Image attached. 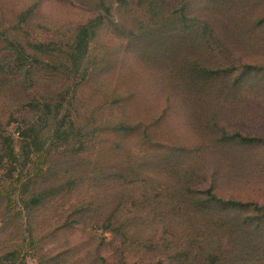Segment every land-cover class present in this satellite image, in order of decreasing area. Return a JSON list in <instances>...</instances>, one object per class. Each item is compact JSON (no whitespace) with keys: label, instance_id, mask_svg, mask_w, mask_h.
Masks as SVG:
<instances>
[{"label":"rangeland","instance_id":"rangeland-1","mask_svg":"<svg viewBox=\"0 0 264 264\" xmlns=\"http://www.w3.org/2000/svg\"><path fill=\"white\" fill-rule=\"evenodd\" d=\"M2 77L0 264H136L137 250L158 264L162 248L117 256L121 234L91 224L114 215L115 186L154 222L129 230L133 248L166 237L164 217L198 219L177 227L195 244L181 264H264L263 212H194L208 191L264 208V0H0Z\"/></svg>","mask_w":264,"mask_h":264},{"label":"trees","instance_id":"trees-1","mask_svg":"<svg viewBox=\"0 0 264 264\" xmlns=\"http://www.w3.org/2000/svg\"><path fill=\"white\" fill-rule=\"evenodd\" d=\"M90 32H91L90 28L82 27L80 29V32H79L77 38H76L75 45L81 49L83 46L88 47V42L90 39ZM74 55L75 56H73V61H74V63H77L79 56L77 54H74ZM10 77L13 80H16L15 77H12V76H10ZM10 77L8 79L11 80ZM6 81H7V79L5 77L4 78L2 77L1 81H0V86H2L3 84H5V85L8 84V83H6ZM36 97H38V99ZM40 97L43 98V95H38V93L33 95V102H35L37 104V107H39V104L41 103ZM7 98H10L9 100H11V99H13V96L9 95V97H7ZM53 98L56 99L55 96ZM60 124H61L60 121L57 119H56V121L52 122V125H51L52 129H50V131L48 132V134H49L48 138L54 137V139H55L59 135L58 127H60ZM28 126L26 128H24L23 131H19L21 139L23 138L25 140V145L23 146V151H25L24 166L26 165V162L31 160L32 157H30V154H32V149H33L29 143L26 144V138L29 139L31 134L33 132H35V129L37 128V126L34 123H32ZM28 133H30V136ZM39 139L40 138L38 137L36 139L35 143H37V141H39ZM3 145L6 146L7 144L4 143ZM8 150H9L8 156L17 157L16 148L9 147ZM38 150L40 151L41 149L39 148ZM2 152H3V150H2ZM35 152L36 153H33V155L34 154L37 155L39 153L36 150H35ZM1 155L2 154H0V162H2ZM31 161L33 162V159ZM32 166L33 167H32V169L30 168V170H29L30 173L26 177V180H23V184L25 183V185H29L33 180V177H34L33 171L35 172V164H33ZM101 189H104V188L101 187ZM115 190L117 192L119 207L117 205V207H114L112 209L113 213H114L112 218H110V219L104 218L102 215V212L97 213V214L94 213V216H96V217H93L95 219V221H93L91 223V224H96V225L102 224L103 230L105 232L112 233L115 236L114 238H116L118 233L121 234V237L123 239V241H121V246L116 245L115 241L113 240L110 242L109 249H113V250L115 249V253L117 254V256L125 257V256L129 255V253H127V252L132 253V251L133 250L136 251V249H147V248H150V249H158L159 248V249H161L162 248L163 249L162 253H157L159 256L158 264L186 263V261L183 260L185 256L183 254H179L176 252L181 251V249H188L189 246H191V244L188 245L190 240L188 239L187 240L188 242L179 241V236L181 234L178 233L176 230H177V227L181 226L180 224L185 226V223L188 225V227H189V224L190 225L192 224L193 226L197 225L199 227V229H204L205 227L199 223L198 219L195 221H191L192 223H190V220H185V221L184 220H177V219L174 220V218H170L169 216H167L166 218L164 217V219L161 222H159L158 226L164 225L163 227L165 228V230L167 232V233H165L166 237H163L157 245L154 242L146 241L145 244H144V242L142 244L140 242H138V247L133 248L131 246V243L130 242L128 243L127 240L125 239L128 237H130L131 239H136L134 237H131L129 230L134 229L136 233H138L142 230L149 232V229L147 226L149 225V223L151 225H153L154 222L153 221H149V222L146 221V223L142 224L141 219L133 217L136 215L133 214V216H132V211L129 209V206L131 205V200L127 201L124 205H122V197H123L122 190L123 189L122 188H120V190L116 189V186H115ZM89 191H91V190H89ZM36 193L37 192H35L34 194H36ZM207 194H208V196L206 198H204V203L200 207V209L198 208L199 210H197L195 207L194 212L196 214L201 212V216H209L211 213H216V210H224V208L227 209V207H231L232 211H237V212H242L247 207H252V208H254L253 209L254 212H263L264 213V208L262 210V208H260L258 203L253 206L250 203L245 204V203H241L238 201H232V200L226 201L224 199L216 197L215 195H213V193L211 191H208ZM177 195L179 196L180 199H186L184 196H182L180 194L179 191H177ZM203 195H204V193L200 194V196H203ZM195 198H199V197H197V195H196ZM87 200L89 202L93 201L92 198H89V197H87ZM41 201L42 200H38L34 204H39ZM170 207L171 206H168L167 209L169 210ZM126 208H127V210H126ZM173 215H174V213H173ZM79 224H81V223H79ZM207 227H208V225H207ZM140 237H141V234L137 238H140ZM170 237H174V240L172 242L170 241L169 244L164 246V244L166 242H168V239ZM249 240H250V238L248 237V239H246L245 245L249 244ZM251 242L254 243L253 238H251ZM194 246H195V244H192L191 247H194ZM123 249H126V251H124ZM201 249H203V248H201ZM205 249H211V248H205ZM136 253L139 254L136 264H155V263H152V257H150L147 253H144L143 251H140V250H137ZM156 258H157V255H156ZM86 259H87V261L90 260L87 256H86ZM77 261L82 262V261H85V259H83V260L78 259ZM193 262H194L193 260H190V263H193ZM49 263L51 264V262H49ZM41 264H46V262L44 260H42ZM88 264H96V263L91 261ZM120 264H131V263L127 262V259H126V260H122Z\"/></svg>","mask_w":264,"mask_h":264}]
</instances>
